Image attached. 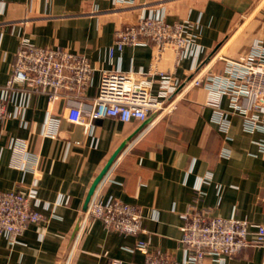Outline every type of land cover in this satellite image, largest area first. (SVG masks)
I'll list each match as a JSON object with an SVG mask.
<instances>
[{"label": "crops", "instance_id": "1", "mask_svg": "<svg viewBox=\"0 0 264 264\" xmlns=\"http://www.w3.org/2000/svg\"><path fill=\"white\" fill-rule=\"evenodd\" d=\"M141 16L194 26L196 59L173 66L167 55L157 63L158 70H170L181 82L196 66L217 74L226 61L264 49V0H132L130 5L0 0V89L21 41L61 48L84 56L94 69L81 98L87 109L102 70L149 69L151 46L114 48L115 31ZM157 91L154 87L153 95ZM209 97L205 89L193 88L180 95L171 115L129 123L96 119L87 134L61 117L70 100L58 98L48 115L45 94L15 91L8 109L21 107L22 114L0 122V192L27 193L35 181L43 220L30 225L17 242L0 237V264H59L91 184L125 141L91 199L112 197L138 207L142 231L120 235L83 216L65 264H143V253L135 249L138 241L147 242L150 252L168 254L173 264H184L179 215L192 204L210 217L264 226V154L257 145L264 131L246 133L242 119L228 115V131L220 132L206 104ZM228 104L220 99L221 110L228 112ZM26 157L37 160L35 171L16 167ZM221 264H264V248L248 247Z\"/></svg>", "mask_w": 264, "mask_h": 264}, {"label": "built area", "instance_id": "2", "mask_svg": "<svg viewBox=\"0 0 264 264\" xmlns=\"http://www.w3.org/2000/svg\"><path fill=\"white\" fill-rule=\"evenodd\" d=\"M108 1L115 5L132 3V0ZM196 38L190 22L169 23L163 16H141L135 23L117 29L114 48L118 51L125 46L152 47L149 69L127 73L102 70L97 95L87 109L81 98L94 73L88 60L61 48H40L21 41L10 77L0 89V122L21 116V107L8 109L15 91L19 90L45 94L48 115L58 98L70 100L73 104L64 109L61 117L90 134L96 119L112 118L129 123L171 115L177 110L181 94L202 88L210 94L206 104L212 107V121L220 132L228 131V115L240 117L246 133L264 131V49L226 61L225 69L217 74L205 73L204 67L196 66L182 82L170 70H158L157 63L167 55L172 57L173 66L184 58L196 59ZM109 54L112 55V49ZM154 87L158 89L155 95ZM222 97L228 100V112L219 106ZM257 145L258 151L264 154V141ZM222 155L227 157L228 151H222ZM36 165L37 160L28 157L16 163V167L31 172ZM37 206L35 181L27 193L0 192V237L17 242L30 225L43 220ZM84 216L100 221L105 230L120 235L135 236L142 231L138 207L112 197L104 201L90 199ZM179 218L184 264H221L248 247L264 248L262 225L210 217L193 204ZM135 249L143 253V264H173L168 254L150 252L147 242L138 241Z\"/></svg>", "mask_w": 264, "mask_h": 264}, {"label": "water", "instance_id": "3", "mask_svg": "<svg viewBox=\"0 0 264 264\" xmlns=\"http://www.w3.org/2000/svg\"><path fill=\"white\" fill-rule=\"evenodd\" d=\"M127 141L123 142L115 151L114 153L111 155V157L108 159V161L106 162V164L104 165L103 169L100 171V173L97 175V177L94 179L93 183L91 184L90 188H89V191L86 195V198H85V201H84V204H83V207H82V211H81V214L79 215L76 223H75V226H74V229L69 237V240H68V243L65 247V250H64V253L61 257V260H60V263L59 264H65L66 260H67V257L71 251V247H72V244H73V241H74V238L81 226V223H82V220H83V216H84V213L87 211V207H88V204L90 202V199L94 193V190L96 188V186L98 185V183L101 181V179L103 178V176L106 174V172L109 170V168L111 167V165L113 164V162L115 161V159L117 158V156L120 154V152L122 151V149L125 147Z\"/></svg>", "mask_w": 264, "mask_h": 264}]
</instances>
